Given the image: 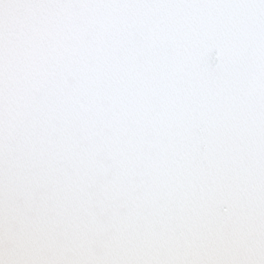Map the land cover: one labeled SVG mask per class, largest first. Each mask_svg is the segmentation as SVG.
<instances>
[{"label":"snow or ice","instance_id":"snow-or-ice-1","mask_svg":"<svg viewBox=\"0 0 264 264\" xmlns=\"http://www.w3.org/2000/svg\"><path fill=\"white\" fill-rule=\"evenodd\" d=\"M0 264H264V0H0Z\"/></svg>","mask_w":264,"mask_h":264}]
</instances>
